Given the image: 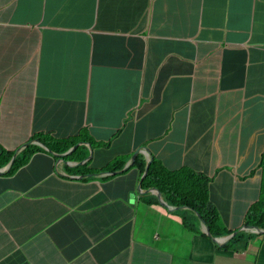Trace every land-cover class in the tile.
<instances>
[{
	"label": "crops",
	"instance_id": "1",
	"mask_svg": "<svg viewBox=\"0 0 264 264\" xmlns=\"http://www.w3.org/2000/svg\"><path fill=\"white\" fill-rule=\"evenodd\" d=\"M0 69L36 95L9 109H24L30 126L19 142L0 124L4 151L43 133L72 146L79 140L87 159L95 143L94 158L80 164L41 146L20 173L0 174V264L172 262L175 249L161 238L165 220L180 213L164 206L153 217L132 202L110 230L94 229L112 219L104 205L122 203L110 192L125 188L135 201L138 184L137 174L101 173L141 150L142 162L170 174L210 176L222 228L246 226L264 179L250 176L264 152V0H0ZM194 230L201 264H264V242L238 254ZM124 237L120 263L112 253ZM104 247L112 251L99 253Z\"/></svg>",
	"mask_w": 264,
	"mask_h": 264
},
{
	"label": "trees",
	"instance_id": "2",
	"mask_svg": "<svg viewBox=\"0 0 264 264\" xmlns=\"http://www.w3.org/2000/svg\"><path fill=\"white\" fill-rule=\"evenodd\" d=\"M49 137L51 136L37 134L34 136V139H39L46 143L50 141V144L55 149V151L66 152L70 150L71 145L69 141L65 142L64 146H61V143H55V141H53ZM47 138H49V141ZM77 142H79V140ZM14 154H15L14 152L3 150L0 156V160L6 157L12 158ZM73 154L75 155L81 154L79 156L80 160L85 159L86 157V155L83 153L82 148H78ZM75 155H73L71 159L77 158ZM127 164L128 162L125 161L124 164L120 165L118 168H114V169L110 168L109 170L113 173L119 172L123 170L127 166ZM134 168L140 169L142 173L145 172V164H143L140 158L136 160ZM156 169H157V162L153 163L149 172L147 182L148 183L151 182L150 184L152 186L157 187L164 194H166V200L171 205L185 204V205L196 206L205 216L208 225L211 229V232L214 233V236L217 238H222L233 233L232 231H229L227 229L222 228V226H219L220 223L222 224L220 211L218 210L216 205L212 202L210 195L211 183L213 181L212 178H210L207 175H203V174L201 175V173L197 174L191 169H184L180 172H177L176 174L166 173L165 176L168 177L166 179V177L160 178L161 176H163V174ZM17 170L18 169H16V171ZM259 170L261 171L263 170V175H264V156L262 163L259 166ZM159 172H160V177H159ZM129 194L131 193L129 192ZM260 196H262V199L260 197V200L257 201L250 210V213L247 218V225L257 227L264 231V179L262 182V189ZM103 200L106 201L107 199L103 197ZM155 206L156 204L152 199L146 198L139 201V208L141 210H146V212H143V214L146 215L157 216L158 213L153 212V208ZM107 211L103 212L104 216L109 215ZM180 214L183 217L185 225H187L188 223H192L193 226L192 229L194 230V224L198 220L197 216L193 212H180ZM165 221L166 224H168V221L167 220ZM114 223H115L114 219H112L111 221L110 220L107 221L105 219L104 224H101L102 233L110 230L114 226ZM253 240L254 239L250 237L237 236L232 241V244L230 243L228 247V251L236 249L235 251H237L238 254H241L247 251L249 247V243L252 242Z\"/></svg>",
	"mask_w": 264,
	"mask_h": 264
},
{
	"label": "clouds",
	"instance_id": "3",
	"mask_svg": "<svg viewBox=\"0 0 264 264\" xmlns=\"http://www.w3.org/2000/svg\"><path fill=\"white\" fill-rule=\"evenodd\" d=\"M142 102L145 104V100H142ZM85 133H86V131H83V134L80 136V137H82V136H84L85 135ZM38 134H40V135H45V136H47L46 134H43V133H38ZM37 135V134H36ZM79 137V138H80ZM48 139V141H49V138H47ZM50 139H52L53 141H55V143H61V145H63L64 146V143L65 142H67V141H69V140H66V141H62V140H60V139H54V138H50ZM31 142H33V144H31V145H29V146H26V145H28L29 143H31ZM70 142V141H69ZM80 142H77L75 145H71V142H70V145H71V148H70V150H68V151H66V152H59V151H55V149L52 147V145L50 144V141L49 142H43V141H41V140H39V139H34V137H33V139L31 140V141H29L28 143H26L25 145H24V147H22V149H20L19 151H17V152H14L15 154H14V156L11 158V157H6V158H4V159H1L0 160V174H4V173H7V174H10V175H12V176H15V175H17L18 173H20L22 170H24L27 166V163L31 160V157L33 156V154H32V151H33V148L34 147H40L43 151H45V149H47L48 151H50V153L52 154V155H54L55 157H57V158H59L60 160H65V158H67L69 161H73V163H77L78 162V164H80V162H82V161H86V160H89L90 158H94V145H95V143L93 144L92 142H88V145H89V147L91 148V156H90V158H85V159H82V160H79L78 158H75V159H71V157L73 156V155H75V154H73L78 148H82L81 147V145L79 144ZM85 144H87V143H85ZM44 147V148H42V147ZM77 147V148H76ZM96 147V146H95ZM25 149V150H24ZM83 149V148H82ZM24 150V151H23ZM84 150V149H83ZM2 151H3V149L0 147V156H1V154H2ZM23 151V152H22ZM142 151V150H141ZM141 151H139L140 153H141ZM55 152H59V153H61V154H56ZM139 153V154H140ZM149 153V152H148ZM26 154H29V156H27ZM73 154V155H72ZM16 155H17V157H16ZM75 156H78V154L77 155H75ZM263 156H264V152L262 153V155H261V158H260V161H259V166L261 165V163H262V160H263ZM16 157V158H15ZM134 157H135V155H134ZM133 157V158H134ZM133 158L130 160V162L127 164V166L128 165H131V167H130V169H129V171L128 172H126L125 174H123V175H115V174H119L120 172H122V171H124L126 168H127V166L123 169V170H121V171H119V172H115V173H113V172H111V171H103L102 173H101V175L103 176V177H105V178H109V179H112V180H116V179H121V178H126V177H129L130 175H132V174H137V176H138V184H137V192L133 195V197L136 199V198H139V201H141L142 199H146V198H148V199H152L153 201H154V203L156 204V205H161V206H164L167 210H170V211H174L173 209L174 208H177V207H186V209H183V210H178V211H175L176 213H180V212H185V211H191V212H193L196 216H197V218H198V220L196 221V223L194 224V227H197L198 229H200L201 227L203 228V230H204V233L206 234V235H202L201 234V236L202 237H204L205 238V236H207L209 239H212V241L214 242V244H216L220 249H222V250H227L228 249V247H229V245H230V243H232V241L236 238H234L230 243H228L227 245H226V238L227 237H229V236H232L233 234H235V233H238V232H243V233H247L248 235H252V234H257V232L259 231V230H261V229H259V228H257V227H253V226H251V225H247V220H246V226L243 228V229H241V230H239L238 232H233L232 234H230V235H227V236H225V237H222V238H217V237H215L214 236V233H212L211 232V229H210V227H209V225H208V222H207V220H206V218H205V216L202 214V212L200 213V211H199V209L196 207V206H191V205H185V204H179V205H171L168 201H164V200H166V199H163V197L162 196H160V195H156V194H153V192H157L159 189H157L156 187H154V186H152L150 183H148L147 182V180H148V176H149V173H148V175H146V173H147V171H149L150 172V169H151V167H152V165H153V163H156L155 161L154 162H152V163H144L143 162V164H145V172L144 173H142V171L140 170V169H135L134 168V166H135V162H136V160L138 159V158H140L141 160H142V158L141 157H137L136 158V160H135V162H134V164H132L131 162H132V160H133ZM152 159V158H151ZM143 161V160H142ZM20 164V165H19ZM110 164V163H109ZM109 164H108V166H109ZM86 165V164H85ZM88 165H90V162H89V164ZM259 166L250 174V176H256V175H261V174H263V170L261 171V170H259ZM81 167V166H80ZM16 169H18L17 171H16ZM139 171V173H138V171ZM156 170H158V171H160L162 174H166V173H168V172H166V170L162 167V168H159L158 167V163H157V169ZM182 170H184V169H181V170H179V171H177V172H180V171H182ZM194 171V170H193ZM195 172V171H194ZM197 173V172H196ZM253 174H255V175H253ZM154 188V189H156V190H152V188ZM160 191V190H159ZM160 192H162V191H160ZM163 193V192H162ZM164 194V193H163ZM110 195L115 199L112 203H116V201H123V200H125V199H128V201L131 203V205H132V202H134L135 203V201H133L132 200V197H131V194H129V191H127L125 188H120V189H116V190H114V191H111L110 192ZM141 196V197H140ZM156 200L157 201H159L160 203H158V202H156ZM137 204V203H136ZM166 206H168L169 208H167ZM253 206V205H252ZM250 213V212H249ZM202 214V218L200 219L199 217V215H201ZM249 215V214H248ZM199 216V217H198ZM248 218V217H247ZM204 221L206 222V224H204ZM222 224H223V220H222ZM186 227H187V229L188 230H193L192 228H193V226H192V223H188L187 225H186ZM253 228V229H255V231H253V232H249L248 230H246V228ZM261 231H263V230H261ZM194 233L196 234L197 233V231H195L194 230ZM210 235H212V237H210ZM176 237V236H175ZM176 238H178V237H176ZM161 240L162 241H167L168 243H170L171 244V242L170 241H168L167 240V234L166 233H163L162 234V238H161ZM180 241H181V243H182V251H183V254H184V257H185V259H186V261L189 263V264H201V261H200V257H199V255H198V253H197V250H196V248L194 247V249L195 250H192V248L189 246V244L183 239V237L182 238H180L179 239ZM214 240H218L219 241V243H220V245H218L217 243H215V241ZM255 240V239H254ZM174 261V263L175 264H177L178 263V259L177 258H175V259H173L172 260V262ZM180 262V261H179Z\"/></svg>",
	"mask_w": 264,
	"mask_h": 264
},
{
	"label": "rangeland",
	"instance_id": "4",
	"mask_svg": "<svg viewBox=\"0 0 264 264\" xmlns=\"http://www.w3.org/2000/svg\"><path fill=\"white\" fill-rule=\"evenodd\" d=\"M72 64L76 65V64H79V62H73ZM138 81L133 80L132 83L135 85V89L132 90V93L136 89H138ZM22 82L24 83V81L21 79V77H16V78L10 79V81L8 83L7 71L0 69V124H1L4 132L13 136L12 137L13 140L18 141V142L21 140V137L23 136L25 129L26 128L28 129L27 126H29V123H27V125L25 126V123L23 121L26 122V117H25V115L23 116L20 114V112H24V109H20V111L18 110L17 114H14L13 112L9 111V109L12 106H17L18 108H21V107L25 106L26 103H30V102H32V100L34 98H36L34 90L32 88H28L27 85H25V84L20 85V83H22ZM13 99H14V101H13ZM169 112H170V110L167 109V114H169ZM187 116H188L187 126L189 129L190 115L188 114ZM259 116H261V115L256 110L252 111L251 117H252V120L255 123V125H256V120L258 119ZM179 134L180 133L178 130L174 131V138L175 139L178 138ZM150 145H151L150 142L145 144V146H147V147H149ZM200 152L206 156L209 154L208 153L209 151H200ZM195 154H196V152H195ZM197 155H199V154H197ZM76 157L78 158L79 156H76ZM226 160L228 161L229 159L226 158ZM242 190H243V187L240 186L239 190L236 191V195H237L236 208H239L242 205L241 204V200L243 197ZM156 195H160L163 197V199H166V194H163L159 190L157 191ZM262 196H260L261 199H262ZM137 201L139 202V198L135 199V203H138ZM130 205H131V203L128 201V199H125L118 206H115L113 204H107V205L103 206L102 208H105L106 210H108L107 213L109 215H112V219H114V218L116 219V218H119L124 213L125 209L128 211ZM161 208H162L161 205H156L153 208V211L159 213ZM185 212H191V211H185ZM177 218H179V220H177L175 218L166 219L169 222L170 227L167 229V232H165V233L167 234V240L171 242V244L173 245V247L175 249L174 258L178 259L177 264H189L184 257V254L182 251V243L179 239L183 237V239L189 244V246L192 248V250H195L194 249L195 241L193 238L194 230L190 231L187 229V227L184 223L183 217L180 214L177 215ZM81 224L84 225L85 223H81ZM155 226H156V223L153 225V227H155ZM219 226H222V224L220 223ZM100 228H101V225L98 228H94V229L97 230ZM175 236L178 238H176ZM263 238L264 237L259 238V239H255V241H254L255 247L259 248L260 246H263V242H264ZM120 242H121V245H120L119 249L115 250L112 253V256L115 258H119L120 263H124V257H121V255L124 254V250L126 249V246H127L126 237H124V240L122 239ZM248 249H249V247H248ZM111 251H112V249L110 247H104V248L98 250L99 253L111 252ZM141 252H142V249H140L138 247V254H140ZM161 252H162V254H164L163 250H161ZM250 256H253V253H250ZM134 264H137V261H135ZM146 264H152V263L147 262ZM160 264H164V262H162ZM166 264H175V263L173 261V262L166 263ZM245 264H250V263L247 260Z\"/></svg>",
	"mask_w": 264,
	"mask_h": 264
},
{
	"label": "water",
	"instance_id": "5",
	"mask_svg": "<svg viewBox=\"0 0 264 264\" xmlns=\"http://www.w3.org/2000/svg\"><path fill=\"white\" fill-rule=\"evenodd\" d=\"M31 144H33V142H31V143H29L28 145H26V146H29V145H31ZM77 148V147H76ZM139 151L136 153V155H135V157L133 158V160H132V164H134V162H135V160H136V158L138 157V155H139ZM16 157H17V155H16ZM15 157V158H16ZM82 164H84V163H82ZM130 167H131V165H128L127 166V168L124 170V171H122V172H120L119 174H115V175H123V174H125L126 172H128L129 171V169H130ZM148 173H149V171H147V173H146V175H148ZM156 202H158V203H160L159 201H157L156 200ZM167 208H169L168 206H166ZM183 209H186V207H177V208H174L173 210L174 211H178V210H183ZM200 211V210H199ZM200 213H201V211H200ZM200 216V217H199ZM198 217L201 219L202 218V214L201 215H199ZM204 224H206V222L204 221ZM237 236H243V237H250V238H253V239H259V238H262V237H264V231H261V230H259L258 232H257V234H252V235H248L247 233H243V232H238V233H235V234H233L232 236H229V237H227L226 238V245L228 244V243H230L235 237H237ZM210 237H212V235H210ZM215 241V243H217L218 245H220V243H219V241L218 240H214Z\"/></svg>",
	"mask_w": 264,
	"mask_h": 264
}]
</instances>
